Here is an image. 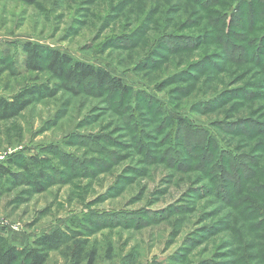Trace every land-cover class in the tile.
Returning <instances> with one entry per match:
<instances>
[{"label":"rangeland","instance_id":"374dc122","mask_svg":"<svg viewBox=\"0 0 264 264\" xmlns=\"http://www.w3.org/2000/svg\"><path fill=\"white\" fill-rule=\"evenodd\" d=\"M232 1L202 8L204 0H0V96L11 97L35 79L57 91L0 121V163L18 180L0 186L1 234L29 247L40 233L76 220L97 250L96 264H264L255 256V244L264 242L256 236L264 235V228L255 232L222 196L203 189L206 178L180 152L181 144L179 169L160 158L167 150L164 138L153 143L148 132L143 148L132 143L121 119L128 98L79 87L72 94L47 69L35 73L24 66L26 42L104 66L132 88V97L143 90L166 117L214 126L226 143L254 156L261 167L258 142L264 138L231 134L216 124L247 116L264 124L263 74L252 62L226 61L210 24ZM254 5L259 14L264 3ZM263 34L261 19L241 43ZM171 38L197 44L171 45ZM157 105L149 111L136 105L147 115L142 124H159ZM85 137L99 143L88 146ZM30 156L43 159L44 178L20 168ZM72 239L49 251L46 264H69L67 253L78 243ZM242 248L248 260L237 262Z\"/></svg>","mask_w":264,"mask_h":264},{"label":"trees","instance_id":"16d2710c","mask_svg":"<svg viewBox=\"0 0 264 264\" xmlns=\"http://www.w3.org/2000/svg\"><path fill=\"white\" fill-rule=\"evenodd\" d=\"M16 1L32 4L37 0ZM217 1L204 0V2H200V5L202 8H207ZM254 3H264V0H233L227 10L220 11L215 18L210 19V24L217 29L216 41L220 43L226 61L252 62L264 76V34L259 40L250 38L245 45L241 43L247 40L246 33H249L259 20L264 19V6L257 14L253 9V7L255 8ZM247 7H249L248 16L245 14ZM244 16H247L246 20L243 19ZM179 41L184 46L187 42L194 43L195 46L197 44L196 40L191 41L188 38L169 39L171 45ZM22 48L25 53L24 66L26 70L38 73L42 69H47L60 80L61 87L72 94H77L78 89L76 88L79 87L82 91L92 88L96 91L95 93L105 90L109 96L113 97L119 94L121 98H128L131 103L121 111V119L124 120L127 134L134 139L132 141L134 145L141 148L145 144L147 145L144 138L148 132L154 135L153 143L164 138L167 150L162 157L160 155V158L164 163L166 161L179 169L181 168L180 152H186L191 157L193 167H198V171L203 173L206 178L203 189H208L207 192L214 195L222 196V199L232 207L240 218L245 220L247 226L253 227L255 232L264 228V164L260 167L254 156L237 152L235 147L226 143L218 132L214 131V126L212 127L208 123L205 125L196 124L185 116L176 119L170 116L166 117L162 106L152 96L142 90L137 91L135 97H132V88L126 85L120 77L112 75L104 66L73 59L57 49L48 50L37 43L26 42ZM56 93L54 85L50 87L47 83H39L35 79L34 83L11 97L0 96V121L16 117L39 98L54 96ZM246 95L248 97L250 93L246 92ZM132 104L134 105L132 106ZM135 104L147 108L148 111L158 104V114L163 116L158 121L159 124H156L154 120L148 125L142 124L141 116L146 118L147 115L140 114L139 108ZM216 124L219 129L223 128L224 131L227 130L231 134L236 133L247 137L258 135L264 138V124H260L258 120L250 116L235 120L220 119L216 121ZM87 139L88 142L85 141L84 144L87 143L88 146L92 142L99 143L97 138H93V141L90 138ZM178 139H180V143H177ZM258 143L264 151V143L261 140ZM178 144H181L182 147L180 152L176 149ZM148 146L151 144L149 143ZM54 150L56 149H52L51 152H55ZM62 154L68 159L74 157L71 154ZM195 160L198 161L193 163ZM83 161L84 159L80 162ZM16 162L18 163V161ZM20 168L26 173H35L38 177L44 178V172L48 167L43 165V159L30 156L27 161L20 164ZM260 180L262 182H259ZM12 181H18L14 172L8 165L0 163V186L7 185ZM38 190L42 191L43 189L38 187ZM71 225L40 233L29 247H18L0 233V264H16L19 260L29 264H46L49 251L61 247L68 240L74 241L72 238L75 237L78 243L72 245L70 252L67 253L70 259L69 264H96V248L90 245L89 239L83 238L85 234L78 230L80 228L78 221L75 220ZM70 229L77 231L71 233ZM258 234L256 237L264 239V235ZM236 241L238 240L236 239ZM255 247L258 249L255 255L256 260L259 263H264V242L256 243ZM109 250L111 252V249ZM240 254L241 259L239 257L235 259L237 262L248 260V254L243 248L240 249ZM112 256L113 253H109L107 258Z\"/></svg>","mask_w":264,"mask_h":264}]
</instances>
